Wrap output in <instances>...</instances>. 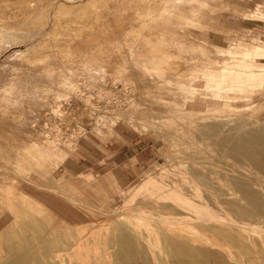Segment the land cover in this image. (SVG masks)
I'll return each mask as SVG.
<instances>
[{"label": "bare ground", "instance_id": "bare-ground-1", "mask_svg": "<svg viewBox=\"0 0 264 264\" xmlns=\"http://www.w3.org/2000/svg\"><path fill=\"white\" fill-rule=\"evenodd\" d=\"M54 1L6 0L10 13L0 11V35L4 37L42 30L51 22L45 36L22 51L26 62L40 73L69 75L83 65L107 64L104 72L110 79L142 91L161 89L172 84V78L174 83L187 87V80L202 71L207 80L205 86L217 92L225 90L224 94H231L234 89L242 91L262 79L263 65L259 61L264 57L263 45L242 46L236 51L228 48V53L239 56L232 62H223L221 69L196 65L186 57L188 53L206 50L201 44L190 43L191 37L207 36L196 33L193 26L209 23V17L222 10H235L225 0H87L71 5L63 1L55 5ZM116 13L118 17L132 13L131 18L129 15V19L121 20L129 26L119 36L111 32L118 27H107L111 23L115 27L114 20L122 19L113 18ZM258 17L264 18V12ZM174 18L184 23L175 22ZM101 44H106L107 49ZM224 49L221 52L225 53ZM135 71L142 75L135 76ZM148 76L151 85L146 83ZM196 91L194 96L199 94ZM218 93L213 97L210 92V96L222 99ZM155 94H151L154 99L149 96V103L157 110L168 108L170 100ZM194 96L189 100L193 101ZM6 100L3 96L1 103ZM231 107L194 100L189 109L205 111L197 120L201 150L189 155L184 149L188 156L177 159L178 173H171L174 177H149L142 181L135 195L142 194L144 202L114 215L101 209L103 216L96 222H85L82 215L87 209L81 200H71L74 210L68 217L56 207L55 197L51 196L48 202L42 192L36 193L30 186L62 195L57 188L40 185L35 178H20L16 185L21 200L15 202V195L7 191L1 192L0 200L22 222L23 215L30 213L40 233L31 242L21 243L20 254L7 264H264V117L233 114ZM7 109L1 114L8 119L14 110ZM194 123L191 124L198 127ZM191 124L187 125L189 129L193 128ZM203 142H207L205 147ZM179 178H184L183 182ZM4 253L0 244V255Z\"/></svg>", "mask_w": 264, "mask_h": 264}, {"label": "rangeland", "instance_id": "rangeland-1", "mask_svg": "<svg viewBox=\"0 0 264 264\" xmlns=\"http://www.w3.org/2000/svg\"><path fill=\"white\" fill-rule=\"evenodd\" d=\"M5 1L0 2V11L6 15V13H10V9L6 7ZM59 1L71 5L87 0H56L54 1L55 5ZM225 1L230 2L235 10H222L218 13L219 15L210 16L209 23L193 26L196 33L207 34L206 37H191L190 43L201 44V48L206 49L205 52L196 51L197 53L191 52L186 55L196 65L214 66L221 69L223 62H232L235 57L239 56L233 54V57L232 53L227 52L228 48L236 51L235 49L238 50L242 46H264V18L258 17L264 12V0ZM52 11L53 8L50 13ZM125 14L119 16L122 19L114 20L113 23L117 26H112V23L107 26L111 29L118 27L115 29L116 31L111 30V32H117L114 36L117 34L119 36L123 28L129 26L127 23L123 24L121 20H126L132 13L127 16ZM116 17H118L117 13L113 18ZM173 20L184 23V20L177 18ZM116 21H121L124 26L121 25V22H117V24ZM50 29L51 22L42 30L27 32V34L20 32L18 33L19 37L0 35V104L5 103L2 104L4 108L0 107V194L7 191L15 195L12 199L16 198L15 202L21 200L19 186L16 183L24 178L27 180L35 178L40 185L45 184L60 191L63 196L52 190L47 192V190L30 186L36 193L42 192L48 202H50L51 196L55 197L58 200L56 207L64 214L66 213L68 217L74 210L71 200L78 199L84 203L89 213L84 212L82 215L85 222H96L107 211L109 214L112 213L110 215H114L144 202L142 194L135 195L136 188L149 177L168 180L170 175L178 173L177 165L180 160L188 156L186 155L188 154L187 150L189 155L194 154V151L201 150V141L197 138V130L199 131L200 128L198 125L200 116L204 115L205 111L198 113L190 110L189 105L194 100L210 101L222 107L229 104L230 107L233 106L231 107L234 109L233 114L242 112L244 116L246 114V117H264V57L259 61L263 65L262 68L260 66L261 69L259 68L262 79L244 87L246 90H230L231 94L227 91L231 97L226 94L227 92L226 95L224 94L225 90L218 91L222 92L219 94L217 91H213L212 87L211 90L206 87L207 80L202 71H197L194 78L190 77L186 83L188 86H184L185 88L181 84L174 83L175 79L172 78L173 83L170 85L165 84L158 90L140 91V89V93L119 80L110 79L104 72L107 64H101L103 67L101 65H83V68L80 67L79 70L69 75H48V73H40L31 67L24 59L22 51L41 40ZM118 29L120 32L117 31ZM210 36H213L212 41ZM213 42L219 44V47ZM101 45L106 47V44ZM222 49L225 50V53L221 52ZM134 74L137 77L142 75L139 71H135ZM151 81L149 76L146 77L147 85H151ZM194 88L195 91L199 88L196 92L200 95L195 93L194 96ZM148 91H154V94L159 91L155 94L156 96L158 94V96L170 100L168 108L165 106L160 108L162 111L164 109L166 112L167 109L172 110H168L170 112L167 113L164 110L165 113L162 114L161 110L154 108L153 104L149 103L154 95L151 96L152 92L148 94ZM142 92H146V94ZM210 92L214 94L213 97L218 93L219 98L222 96L223 100L211 97ZM3 96L7 100L1 103ZM193 96V101L189 100ZM225 100L226 102L228 100V103ZM5 108H8L9 111L14 110V114L16 113L15 115L19 119L14 117L15 115L11 114V111L8 115L11 119L5 118V114H1ZM192 114L193 117H191ZM185 115L186 117L189 115L188 117L191 118L187 117V119ZM197 120L199 121L197 122ZM190 124L193 127L191 129H189ZM182 131H185L184 135L186 136L182 135ZM124 136L146 139L152 145V155L151 160L144 167L138 168L137 175L133 180L119 185L111 173L105 175L104 170L99 172L89 167L88 160L90 161V157L95 154L101 153L105 144L110 145ZM195 143L196 145H194ZM199 143L200 145H198ZM206 143L203 142L202 147H205ZM192 146H196V149ZM177 159L180 160L177 162ZM31 161L34 163L32 164ZM82 163L88 165L89 168L84 167ZM172 177L174 176L172 175ZM16 178L18 180H15ZM180 180L183 182L184 178ZM49 192H53L55 195ZM2 196L0 197L2 198ZM4 206L0 200V217L5 222V226L0 230V244L5 251L0 255V264H7L9 260L17 257L20 254V244L25 241L31 242L40 233V229L32 221L30 213L23 215L24 222H22V218H16L14 213ZM35 215L40 216L37 213ZM156 248L159 247L156 246Z\"/></svg>", "mask_w": 264, "mask_h": 264}, {"label": "crops", "instance_id": "crops-1", "mask_svg": "<svg viewBox=\"0 0 264 264\" xmlns=\"http://www.w3.org/2000/svg\"><path fill=\"white\" fill-rule=\"evenodd\" d=\"M210 37L212 41L213 36ZM151 155L152 145L146 139L124 136L110 145L105 144L103 151L90 157L88 162L89 167L99 172L104 170L105 175L111 173L117 184L124 185L134 179L138 168L144 167L151 160ZM82 164L89 168L88 165ZM2 219L0 217V230L5 226Z\"/></svg>", "mask_w": 264, "mask_h": 264}]
</instances>
